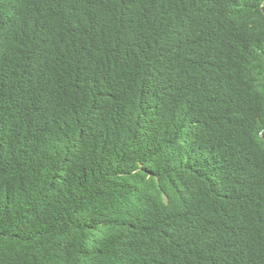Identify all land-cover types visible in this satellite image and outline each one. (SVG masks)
<instances>
[{
    "label": "trees",
    "instance_id": "16d2710c",
    "mask_svg": "<svg viewBox=\"0 0 264 264\" xmlns=\"http://www.w3.org/2000/svg\"><path fill=\"white\" fill-rule=\"evenodd\" d=\"M0 264H264V0H0Z\"/></svg>",
    "mask_w": 264,
    "mask_h": 264
}]
</instances>
